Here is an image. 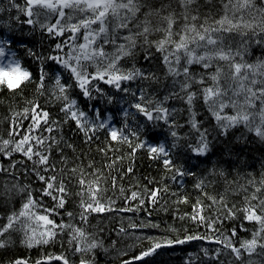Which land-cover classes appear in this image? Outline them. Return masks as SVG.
I'll use <instances>...</instances> for the list:
<instances>
[{"label":"trees","instance_id":"1","mask_svg":"<svg viewBox=\"0 0 264 264\" xmlns=\"http://www.w3.org/2000/svg\"><path fill=\"white\" fill-rule=\"evenodd\" d=\"M260 2L261 0H257L258 5ZM14 3L23 7L25 0H14ZM148 3L157 9L162 5H171L170 8L162 12V15L174 11L177 14L174 30L179 31L183 26L185 21L179 15L183 9L178 0H148ZM198 4L200 5V20L197 23H202L204 16L208 13L212 14L213 19H219L223 15L221 0H212L211 4L205 3V0H198ZM146 11L148 8L142 9L141 19L143 12ZM65 12L79 16V13H72L68 9H65ZM27 19L28 17L18 11L17 7H12L10 0H0V39L12 42L11 50L16 53L15 58L19 59L22 67L31 71L33 76L32 82H25L18 89L9 90L6 86L0 85V140L9 139V132L13 130L18 133L14 137L16 140L20 139L22 135L28 134V127L32 121L24 118V109L31 107L29 102L40 105L42 110L51 114V119L58 122V125L53 126L55 131L51 133L34 131V135L54 137L59 142V146L53 144L49 152L47 144L52 142L49 139L41 149L49 155V162L56 170H49L42 174L45 176L56 175L58 181L63 178L70 195L65 198L64 207L55 208V213H49V218L57 224L83 229L90 234V240L102 241L103 247H98L88 253L76 252L75 242L70 243L73 235L72 230L65 227L63 230L56 229L57 236L53 242L28 248L21 243L24 233L20 230V224L17 223L13 229H9L3 236H0V240L6 241V247L0 248V264H13V261L21 258L28 260L29 264H36L37 260L43 261L48 256L59 255H63L69 264H80L81 259L89 261L90 264H122L123 260L138 255L151 246V239H145V237L160 242L166 239L175 240L177 237L183 238L189 234L220 239L228 237L232 245L237 248H240L242 241L252 239L253 233L260 228L259 224L246 220L242 211H237L235 218L225 219L227 209H224L221 204H213L209 199L211 196H215L217 199L224 196L228 208H233V206H235L233 210L243 208L245 197L255 191L249 182L252 180L259 182L264 177V141L249 132L243 125L231 128L227 135H223L203 100V88L213 85L210 76L216 72V69L221 68L225 74L230 72L227 62L213 61L212 66L208 69L198 64L188 66L190 72L188 91L196 93V98L190 109L186 103V93L181 90V85L187 79L183 75L185 61L182 58L180 64L173 65L181 72V75H170L168 66L164 62V55L167 53L157 51L155 46V42L162 39L164 33L154 31L148 37V40L152 42L151 45L144 44L143 39L139 38L137 47L134 49L135 55L125 57L120 61L122 69L131 70L135 67L146 75H151L152 78L137 77L122 82V88L129 89L126 93L118 92L114 87L104 84L103 81H93L92 83L102 90L103 95L94 91L93 95L96 98L91 100L85 99L78 88L69 89V95L76 99L80 109L86 112L89 117L95 118L99 113L102 120L106 117L111 118L113 128L117 129L124 128L127 124L128 128L125 129V134L129 129H140L143 126V130L140 132L142 140H147L153 145H165L170 150L174 165L190 173L173 179L174 170H167L163 165L162 158L151 159L146 148L138 149L134 158L130 157L128 153L131 149L127 143L111 141L107 128L96 133L98 138H94L90 143H85L84 135L76 128L75 122L63 123L64 114L60 112L61 102L56 101L53 96L54 78L59 75L61 83L74 84L75 82L71 79L69 72L46 58L54 54L59 55L53 51L55 45L68 42L70 33L65 32L63 36L59 37L50 36L46 30L39 26V23L35 26L27 24L25 22ZM34 19L47 24L54 23L57 17L41 15ZM158 20V17L155 18L154 24ZM161 26L166 27L167 25L161 22ZM121 34L127 35L128 32L122 30ZM218 35L224 37L225 45L231 46L233 53L240 48L241 56H235L237 62H240L241 59L243 63L252 65L264 62V44H257L255 37L250 41H248V37H244L248 43L241 48L240 36L229 33ZM77 36L75 44L84 43L83 30ZM174 39H178V37H174ZM117 43H125V41L118 40ZM29 49L45 58L43 67L48 73V77L45 80L43 95L37 92L41 61L28 56ZM104 50L112 53L115 49L113 45L107 44L104 45ZM198 51L202 52L203 49H198ZM146 54L149 55L147 60L144 58ZM88 70L95 72V66H90ZM255 71L256 75L254 76L252 72L248 73L250 79L264 80V75L260 74L261 70L256 69ZM201 78L204 81L203 84L198 82ZM230 84L231 81L227 76H222L220 85L227 90L228 96H231ZM142 94L145 100L153 102L147 105L148 107H155L156 103H161L163 107L168 108L170 122H174L179 127L170 129L169 125L162 120L149 123L135 108L131 107L132 104L141 102L139 97ZM108 97L112 98V103H108ZM233 98L242 99V97ZM225 102H227V97ZM125 109L129 113L127 117L124 115ZM224 113L234 114L231 107L225 108ZM193 114L199 123L200 131L207 130L210 151L203 156L194 154L188 147L189 144L195 145L199 140V133L192 128L190 123ZM172 130L177 132L180 138L178 141L171 136ZM31 143L35 144L36 141L33 140ZM69 143L73 145V148L67 147ZM174 143L178 144L175 148L173 147ZM99 149L111 150L105 154ZM62 156L67 158L66 164L62 162ZM114 161L115 163H113ZM90 162L92 163L91 168L88 167ZM12 164H15V167H11ZM107 165H112V167L109 168ZM77 166L84 169L85 180L88 182L96 180L92 173L98 170L101 200L106 206L109 201H112L111 211L85 213L88 217L87 222L80 216L83 209L80 207L81 196L77 195L82 191L78 182L79 174L74 177L68 172V169ZM129 167L132 168L131 172H128ZM214 168L222 169L225 176L212 174ZM0 169H3L0 170V227L8 223L10 215L19 213L23 203L26 202V192L18 190L24 186H27V191L32 192L33 199L39 202L34 211L45 214L44 209L55 207L56 201L51 196L42 194L41 190L46 185L36 176V171H42V168L34 169L33 162L27 160L21 153L14 152L10 157L0 153ZM60 169H64V172L61 173ZM113 177L116 178L115 187L113 186ZM201 179L205 180L206 184L203 191L195 186ZM165 186L168 191L161 194L158 203L153 204L148 199L145 189ZM88 187V183L83 186V195L86 201L91 202ZM92 187L96 188L97 184L93 183ZM121 189L124 190L123 194ZM133 191L139 193L140 198L144 199L145 203L142 206L139 199H130ZM257 196L264 199V190L257 193ZM125 197L129 199L126 200ZM184 198H187V203L183 202ZM198 200L204 205L202 214L207 217V221H216L211 228L208 227L207 222L199 220L194 222L190 218L193 215V206ZM251 203L256 204L258 201L253 200ZM129 207L138 208V210H120ZM68 213H72V216H69ZM21 220L24 218L22 217ZM27 223L31 224V227L37 228L38 231L44 230L42 222L27 221ZM151 225H158V227ZM233 229L236 231L234 236L232 235ZM259 243H264V239H260ZM241 253V258L237 260L231 249L225 248L223 244L214 242V239H200L185 244L162 247L157 249L152 256L146 257L144 261L136 262V264H250V262L251 264H264V248L257 246L251 255L243 249H241ZM48 264H62V262L51 260Z\"/></svg>","mask_w":264,"mask_h":264},{"label":"snow or ice","instance_id":"2","mask_svg":"<svg viewBox=\"0 0 264 264\" xmlns=\"http://www.w3.org/2000/svg\"><path fill=\"white\" fill-rule=\"evenodd\" d=\"M212 0H205V3L211 4ZM12 7H17L18 11L22 12L28 19L25 21L29 25L39 26L46 30L50 36H63L65 32L70 33L68 41H75L78 39L77 34L83 30L84 43L70 44L64 42L63 44L57 43L54 52H63L64 47H69L70 51L65 55H50L46 59L54 61L60 65L64 70L70 73L71 79L74 84L61 83V78L56 75L54 78L53 96L56 101L61 102L60 112L64 114L63 123L67 124L70 121L75 122L76 128L79 132L83 133L85 143H90L96 137V133L102 129L108 128V135L111 141L117 143H127L131 151L128 153L130 157L135 156L138 149L146 148L151 159H161L164 167L169 170H174L173 179L177 176L183 177L190 173L185 172L182 168L176 167L171 158L170 150L163 144L153 145L148 143L147 140L140 138V129H129L125 134V129L128 125L125 124L124 128H110L109 125L101 119L99 113L96 114L95 119H89L88 114L80 109L76 99L69 95V89L78 88L80 93L85 99L91 100L96 97L93 92L103 95L101 89L96 87L93 81H103L114 87L118 92H128L129 89L122 88V82L133 80L137 77L144 79L152 78L151 75H146L143 71L133 67L131 70H124L120 66V61L125 57H133L135 55L134 49L137 47L138 39L142 38L144 44L151 45L148 40L149 35L155 32H163L164 37L155 42L157 51L167 53L164 55V62L168 66L170 75L178 76L181 72L174 67V64H180L181 59L185 61L183 67V75L187 78L181 85V90L186 93V103L191 106L196 98V93L189 92L190 87V72L189 67L193 64L201 65L203 68L208 69L212 66L213 61L219 60L227 62L230 72L225 74L221 68H217L216 72L210 76L213 81L211 87L203 88V100L208 106V110L217 122V127L221 129L223 135H227L229 129L243 125L249 132L255 134L261 141H264V80L257 81L250 79L248 73L252 72L253 76L256 75V69H260L261 75H264V62H258L256 65L237 62L235 56H241L240 48L235 53L231 50V46L224 43V37L218 35L221 33L235 34L241 37L240 47L248 43L253 37L256 38L257 44H264V0L257 4V0H221L223 15L219 19H213L212 14L208 13L204 16L202 23H197L200 20V5L198 0H178L183 12L179 15L183 17L184 24L179 31L174 30L173 26L177 22V14L174 11H169L167 15H162L165 9L171 5H162L159 9L154 8L148 0H25L24 6L20 7L10 0ZM195 6V7H193ZM148 8V11L143 12V18H140L142 9ZM65 9L71 10L72 13H79L75 16L66 13ZM43 10V11H40ZM239 14V15H238ZM44 15H55L57 19L54 23L39 22L34 17ZM159 20L154 24V19ZM161 22L166 23V27L161 26ZM96 25V27H93ZM135 29V31H133ZM122 30H127V35H122ZM178 37V39H174ZM248 37V41L244 40ZM118 40H123L125 43H117ZM99 41V43H98ZM11 41L0 39V61L6 63L0 64V85L6 86L9 90L18 89L25 82H32L33 76L31 71L22 67L19 59H16V53L11 50ZM111 44L114 46L112 53L105 52L104 45ZM171 45L172 47H168ZM191 45H195L192 47ZM203 49V51H198ZM28 56L41 61L39 68V82L37 83V92L41 95L44 94L45 80L48 73L43 67L45 58L38 56L31 49L28 50ZM174 57V61L170 59ZM145 60L149 59V55H145ZM90 66H95V72H90ZM227 76L231 81L229 87L231 88V96H228L227 90L222 88L220 80L222 76ZM203 84L204 81H198ZM234 85V86H233ZM260 85L259 87H254ZM227 97V102L225 98ZM233 97L242 99H234ZM139 103H134L131 107L145 117L149 123L156 121H163L169 125V128L179 127L174 122H170V111L168 108L163 107L161 103H156L155 107H148L152 104L151 100H145L143 94L139 97ZM168 99V97H165ZM30 108L24 109V118L30 119L32 123L28 127V134H24L20 139L16 140L14 137L18 134L15 130L9 132V139L0 140V153L5 156H11L14 152L21 153L27 160L33 162L34 169H41L36 171L37 178L46 185L43 188L42 194L51 196L56 201L55 207L51 209H44L45 214H40L34 209L38 205V201L33 199L32 192L27 191V186L19 188V191L26 192L27 200L23 203L19 213H13L8 217V223L0 227V236L13 229L17 223L20 224V230L24 233V239L21 243L26 247L31 248L35 245H43L53 242L57 236L56 229L63 230L65 227L71 228L72 240L70 243L75 242L76 252L88 253L98 247H103L102 241L96 239H89L88 233L81 228H73L71 225L57 224L53 219L49 218V213L54 214L55 208H63L66 203V197L70 192L65 185L64 179L58 181L56 175L45 176L42 172L49 170L56 171L49 162V155L45 154L41 149L45 146L46 141L51 139V143L47 144V149L50 152L53 144L57 147L59 142L54 137H44L40 135H33L34 131H47L49 133L55 131L54 125L58 122L51 119V114L48 111L42 110L40 105L34 102H29ZM108 103H112V98L108 97ZM231 107L234 114L228 115L224 113V109ZM31 113V115H29ZM124 115L127 117L129 113L124 110ZM15 124V121H13ZM191 126L199 133V140L195 145L189 144L188 147L191 151L198 155H206L210 151L207 130L200 131L198 121L193 114L190 119ZM171 136L178 141L180 138L176 131H171ZM35 140L33 144L31 141ZM178 144L174 143L173 147ZM67 147L73 148L72 144H67ZM111 149H99V151L106 152ZM119 151V149H116ZM35 158V159H34ZM62 162L67 163V158L62 156ZM123 159V157H121ZM115 163V161L113 162ZM11 167H15L12 164ZM89 168L92 167L90 162ZM111 168L112 165H107ZM3 170V169H0ZM132 168H128L131 172ZM63 173L64 169H60ZM72 176H78V182L81 185L82 191L77 193L81 196L80 207L83 211L80 213L81 219L87 222V215L85 213L111 211V203L106 206L99 195L100 189L98 187L100 175L98 170L93 172L92 175L96 177L93 182L85 180L84 169L80 166L68 169ZM212 174L225 176L222 169H213ZM88 183V193L90 201L84 199L83 186ZM97 184L96 188L92 184ZM254 187L255 191L249 196L245 197V205L243 208L235 209L228 208L224 196L217 199L215 196L209 197L213 204H221L224 209H227L225 219L235 218L237 211L244 213V218L248 221H255L260 225V228L253 233L251 240H244L241 242L240 248L234 247L228 237L209 238L201 235L189 234L183 238L177 237L175 240L166 239L163 242L151 239V246L143 250L138 255H134L129 259L122 261V264H136V262L144 261L146 257L152 256L157 249L162 247H170L174 244H185L189 241L200 239H214V242L223 244L225 248H230L231 252L235 255L236 259L241 258V249L251 255L255 252L257 246L264 248V243H259L260 239H264V199H260L257 193L264 190V177L257 182L252 180L249 182ZM116 178L113 177V186L115 187ZM197 189L203 191L206 187L205 180L201 179L195 185ZM168 188L158 187L156 189H145L148 194V199L156 204L159 202V197L162 193H166ZM124 190L121 189L123 194ZM59 195H56V194ZM176 195V193H173ZM207 195V193H205ZM125 199H129L125 197ZM131 200L139 199L142 206L145 201L140 198V194L133 191L131 192ZM258 201L252 204L251 201ZM187 203V198L183 199ZM139 208V206H138ZM131 207L120 209L121 211H135L138 210ZM204 205L201 201H197L193 206V215L190 217L194 222H207L208 227L211 228L212 224L216 221H207L202 212ZM72 216V213H68ZM24 220H21V218ZM183 219V217H181ZM27 221H39L44 226L43 231H38L37 228L31 227ZM147 226V225H145ZM158 227V225H151ZM133 227H136L133 225ZM123 231V229H122ZM222 235V234H221ZM232 235H236L235 229ZM6 247V241L0 240V248ZM126 255V253H125ZM51 260L61 261L62 264H69L68 260L63 256H48L45 260H37L36 264H48ZM13 264H29L26 259H17ZM80 264H90L89 261L81 259ZM251 264V262H250Z\"/></svg>","mask_w":264,"mask_h":264},{"label":"rangeland","instance_id":"3","mask_svg":"<svg viewBox=\"0 0 264 264\" xmlns=\"http://www.w3.org/2000/svg\"><path fill=\"white\" fill-rule=\"evenodd\" d=\"M68 43L75 44L74 41H68ZM69 51H70V48L69 47H64L63 52H59V55H65ZM170 59H172L174 61V57H171ZM2 63H6V61H0V64H2ZM89 119H95V118L89 117ZM104 121L109 125L110 128H113L111 118L106 117V119H104ZM33 135H34V133H33Z\"/></svg>","mask_w":264,"mask_h":264}]
</instances>
